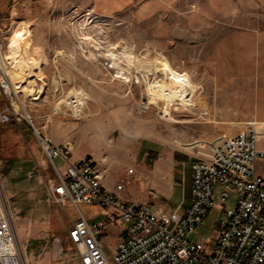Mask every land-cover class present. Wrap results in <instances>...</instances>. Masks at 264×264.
<instances>
[{
  "label": "rangeland",
  "instance_id": "1",
  "mask_svg": "<svg viewBox=\"0 0 264 264\" xmlns=\"http://www.w3.org/2000/svg\"><path fill=\"white\" fill-rule=\"evenodd\" d=\"M0 24L8 38L14 36L11 46L28 33L34 56L46 59L44 90L38 77L25 76L40 94L27 108L35 125L55 143H71L73 157L108 169L106 183L122 182L129 199L144 191V156L172 149L206 156L249 122L264 123V0H0ZM108 49L120 58L124 50L146 61L165 58L187 72L197 86V109L173 107L176 122L163 116L164 103L150 104L142 80L116 78L105 56L88 59L90 52L98 56ZM0 107L12 105L0 98ZM256 126L264 134V125ZM257 169L264 175L263 161ZM50 179H56L55 170L30 124H0V181L26 264H82L68 230L80 211L89 221L102 219L104 211L86 203L80 211L71 203H49ZM223 189L216 185V206L191 240L214 245L223 208L237 200L231 194L222 203ZM126 226L121 220L109 225L102 241L108 259Z\"/></svg>",
  "mask_w": 264,
  "mask_h": 264
},
{
  "label": "built area",
  "instance_id": "2",
  "mask_svg": "<svg viewBox=\"0 0 264 264\" xmlns=\"http://www.w3.org/2000/svg\"><path fill=\"white\" fill-rule=\"evenodd\" d=\"M13 37L8 38L0 24V98L12 105L0 107V124L24 119L32 127L56 173V179L49 180V203H71L77 208L86 203L105 212L101 221H89L81 213L68 230L82 264H264V175L257 169L258 162H264V147H259L264 134H259L255 123L249 122L244 129L223 138L209 155L193 163L192 203L183 213H167L160 207L123 198L104 186L93 159L75 160L71 143L56 144L27 114L28 105L38 101L40 95L18 94V69L8 56ZM16 54L25 55L23 50ZM216 185L224 188L220 193L222 203L231 194L237 200L231 208H223L219 236L212 246L190 236L216 206ZM116 189L123 191L125 186L119 182ZM119 220L127 225L126 237L115 246L110 260L102 241L108 225ZM0 264H26L15 215L1 181Z\"/></svg>",
  "mask_w": 264,
  "mask_h": 264
},
{
  "label": "bare ground",
  "instance_id": "3",
  "mask_svg": "<svg viewBox=\"0 0 264 264\" xmlns=\"http://www.w3.org/2000/svg\"><path fill=\"white\" fill-rule=\"evenodd\" d=\"M21 38L24 39L23 44ZM28 38L29 34L25 33L22 37L13 39L11 51L8 56L11 58V63H16V69H18L20 81L18 83V92H23L24 94L25 92L30 93L38 98L37 95L39 93L30 85H26L27 82L34 83L35 80H27L25 76L38 77L43 81L41 91L44 90V85L46 83L45 77L42 75V64L46 63V59L41 57L40 54L34 56V50H37V47H35ZM81 39L84 41L86 40V42L90 41V37L86 36ZM22 50L25 55L19 56V54H16L17 51L22 52ZM121 54L122 58L118 56L114 49H108L104 55L100 54L97 56L94 52H90V57L88 59L99 61V56H105L110 59L111 64L109 68L115 70L116 78L122 79L124 82H130L133 78H137L139 81L142 80L146 84L150 104L159 105L163 102L165 105L163 116L169 115L168 119L172 122L177 121L171 113L173 107L176 106L183 110L197 109V103L192 99L194 93H196L197 86L191 80L187 72L182 73L174 69L165 58L149 59L146 61L137 58L132 52L126 50ZM10 58L8 57V59ZM23 83L24 86L21 85ZM14 105L16 109H18L19 105L16 103ZM255 123L259 126L264 125V123ZM130 172H132V170H130Z\"/></svg>",
  "mask_w": 264,
  "mask_h": 264
},
{
  "label": "crops",
  "instance_id": "4",
  "mask_svg": "<svg viewBox=\"0 0 264 264\" xmlns=\"http://www.w3.org/2000/svg\"><path fill=\"white\" fill-rule=\"evenodd\" d=\"M56 143L61 144V142ZM204 156L205 155L200 151H187L179 149L159 152L154 158L144 156L148 163L147 165L143 164V170L141 172V181L146 180L144 183L145 188L136 199L130 200L148 203L153 207H160L167 213L174 210H179V212L183 213L192 203V165L195 161L203 158ZM73 158L75 160L81 159L80 157ZM108 171V169H104L102 172L100 171L104 186L108 190L117 193L119 196L127 198L126 195H122L123 191H118L116 186H110L106 183L105 177L108 174ZM149 180H151L154 184L152 185ZM156 190H159L162 194H164L165 198L161 199L156 197ZM102 216V219L94 221L104 220L106 217L105 212H102ZM108 227L106 235H108L109 232ZM125 229L120 231L121 238L119 242L126 237Z\"/></svg>",
  "mask_w": 264,
  "mask_h": 264
}]
</instances>
